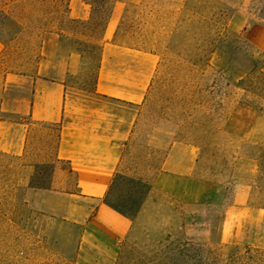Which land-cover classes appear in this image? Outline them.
Masks as SVG:
<instances>
[{
  "label": "rangeland",
  "instance_id": "rangeland-1",
  "mask_svg": "<svg viewBox=\"0 0 264 264\" xmlns=\"http://www.w3.org/2000/svg\"><path fill=\"white\" fill-rule=\"evenodd\" d=\"M85 1L92 15L83 25L68 19V0H0V119L5 75L32 73L42 39L57 23L61 40L73 41L81 54L79 88H91L103 24L120 0ZM117 40L155 53L158 66L113 176L109 203L131 216L139 212L172 137L199 147L200 176L227 186L243 181L250 204L264 207V0L129 4ZM55 144V125H33L23 156L0 152V264H71L67 228L38 217L35 205V190L75 189L77 172L56 159ZM135 232L125 264H237L235 249H197L182 238L164 243L157 233L148 236L142 220ZM251 264H264V253L253 255Z\"/></svg>",
  "mask_w": 264,
  "mask_h": 264
},
{
  "label": "crops",
  "instance_id": "crops-1",
  "mask_svg": "<svg viewBox=\"0 0 264 264\" xmlns=\"http://www.w3.org/2000/svg\"><path fill=\"white\" fill-rule=\"evenodd\" d=\"M143 1L113 2L103 24L96 72L88 91L78 84L81 54L73 41L61 40L57 31L63 28L58 23L43 37L32 73L5 75L0 152L21 157L31 126H56L55 157L77 172V182L68 192L35 190V205L38 217L67 228L71 264H125L140 220L148 236L157 233L164 243L182 238L187 244L196 242L197 249L205 245L231 248L238 252L233 263L251 264L253 255L264 253V207L250 204V186L243 181L227 186L200 176V150L190 141L166 140L159 169L135 216L108 201L113 176L121 166L124 147L133 135L140 105L158 66L155 53L117 40L127 6ZM91 15L87 1L68 0L71 22L85 25ZM13 94L18 95L12 99L9 95ZM158 143L162 146V141ZM215 209L219 211L213 213ZM210 223L215 230L209 228Z\"/></svg>",
  "mask_w": 264,
  "mask_h": 264
},
{
  "label": "trees",
  "instance_id": "trees-1",
  "mask_svg": "<svg viewBox=\"0 0 264 264\" xmlns=\"http://www.w3.org/2000/svg\"><path fill=\"white\" fill-rule=\"evenodd\" d=\"M116 208V207H115Z\"/></svg>",
  "mask_w": 264,
  "mask_h": 264
}]
</instances>
